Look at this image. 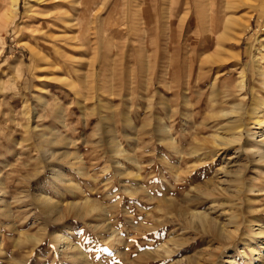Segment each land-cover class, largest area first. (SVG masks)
<instances>
[{
    "label": "rangeland",
    "instance_id": "1",
    "mask_svg": "<svg viewBox=\"0 0 264 264\" xmlns=\"http://www.w3.org/2000/svg\"><path fill=\"white\" fill-rule=\"evenodd\" d=\"M57 1L0 0V264H264V0Z\"/></svg>",
    "mask_w": 264,
    "mask_h": 264
},
{
    "label": "bare ground",
    "instance_id": "2",
    "mask_svg": "<svg viewBox=\"0 0 264 264\" xmlns=\"http://www.w3.org/2000/svg\"><path fill=\"white\" fill-rule=\"evenodd\" d=\"M14 1H16V0H14ZM39 1H42V2H45L44 3V6H43V8L45 9V11H47L48 12V15H46V20H48L49 22H52V23H55V22H57L58 21V19H63L62 18V15L60 14V12L59 11H50V9L51 8H55L56 9V7H59V2L57 1V0H39ZM211 1L212 0H187L186 1V5H185V12L186 13H188V16H187V20H186V23H185V26L187 27V26H190L193 22H195L197 19L199 20V19H201L202 17H205V11H207L208 10V8H207V4H209L208 5V7H210L211 5ZM151 3V2H150ZM215 4H216V2H215ZM214 5V4H213ZM152 6V5H151ZM14 7H16V5H14ZM214 8H215V6H214ZM180 10V9H179ZM175 11V10H174ZM153 17H154V12H153V6L152 7H150V11H149V14H148V18H150V21H152V19H153ZM214 17V16H213ZM165 18H166V16H165ZM219 18V17H218ZM165 20V19H164ZM167 20V19H166ZM169 21V20H168ZM171 21V20H170ZM200 21V20H199ZM167 22V21H166ZM221 23V22H220ZM155 24V23H154ZM213 24H215L214 22H213ZM230 24V19L228 20L227 18L224 20V23H223V27L224 28H226L228 25ZM163 25V24H162ZM193 25H194V23H193ZM192 25V26H193ZM167 26V25H166ZM161 29V28H160ZM184 30V29H183ZM156 31V30H155ZM162 32H165V30L163 31L162 30ZM169 32V31H168ZM148 33V32H147ZM150 33V32H149ZM162 35V34H161ZM188 37V36H187ZM165 38V37H164ZM224 38V36L222 35V36H219V37H216L215 39H214V42L216 43V45H219L220 43L222 44V39ZM168 48V47H167ZM262 49H264V48H262ZM216 50H217V48H215L214 50H213V54H215V52H216ZM262 53V52H261ZM261 59H262V61H261V64H262V66L260 65V67H259V76H260V80H261V84L260 85H262L263 87H261V88H264V53L262 54V56L260 57ZM242 81V86H243V84H245V80L243 81V79L241 80ZM260 83V82H259ZM241 87V86H240ZM259 88H260V86H259ZM258 96V95H257ZM264 97V96H263ZM256 98H258V97H256ZM260 98V97H259ZM258 100V99H257ZM252 101H255V100H252ZM264 101V100H263ZM260 102V101H259ZM253 103V102H252ZM251 103V104H252ZM255 103H256V101H255ZM255 105V104H254ZM253 104H252V107L250 106L249 107V116H252V118H253V116L255 117V115H259V123L260 122H262V121H264V113H259V111H257V107H256V105L254 106ZM264 105V104H263ZM262 106V105H261ZM259 108V107H258ZM264 108V107H263ZM262 110V109H261ZM260 116H262V117H260ZM261 118H263V119H261ZM240 127H242V126H240ZM245 130V131H247V132H251V129L250 128H248V126L246 127V129H245V127L244 128H239L237 131L239 132V131H242V130ZM248 135H250L251 136V134H248ZM231 137V136H230ZM232 137H234V138H237L236 136H232ZM233 140V139H232ZM262 149L259 147L258 149H256V151L257 152H259V157H263L264 156V152H262L261 151ZM249 151V150H248ZM252 151H254V150H252ZM256 152V153H257ZM253 153H255V151L253 152ZM250 155V154H249ZM250 157H253L252 155L250 156ZM258 157V158H259ZM210 189V188H209ZM208 189V190H209ZM205 190H207V188L205 189ZM207 190V192H209L210 193V191H208ZM198 217L200 218V219H203L204 220V216H203V214H198ZM207 219V218H206Z\"/></svg>",
    "mask_w": 264,
    "mask_h": 264
}]
</instances>
